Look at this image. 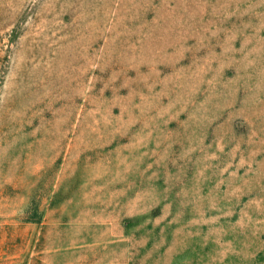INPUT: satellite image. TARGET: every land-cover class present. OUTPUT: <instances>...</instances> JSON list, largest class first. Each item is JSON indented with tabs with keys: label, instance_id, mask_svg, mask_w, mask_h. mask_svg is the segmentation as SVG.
<instances>
[{
	"label": "rangeland",
	"instance_id": "obj_1",
	"mask_svg": "<svg viewBox=\"0 0 264 264\" xmlns=\"http://www.w3.org/2000/svg\"><path fill=\"white\" fill-rule=\"evenodd\" d=\"M0 264H264V0H0Z\"/></svg>",
	"mask_w": 264,
	"mask_h": 264
}]
</instances>
